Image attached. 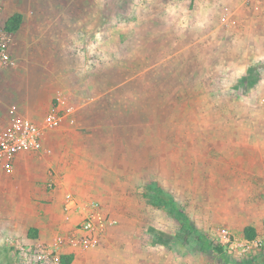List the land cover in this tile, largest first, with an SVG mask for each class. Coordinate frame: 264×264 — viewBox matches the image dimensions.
<instances>
[{"label":"rangeland","instance_id":"374dc122","mask_svg":"<svg viewBox=\"0 0 264 264\" xmlns=\"http://www.w3.org/2000/svg\"><path fill=\"white\" fill-rule=\"evenodd\" d=\"M84 8L86 36H73L68 46L66 36L26 35L21 41V34L11 32L15 63L0 73V101L7 108H22L9 94L17 98L24 89L26 71L39 73L31 65L41 56L49 86L40 101L54 104L58 86L73 92L82 77L86 98L113 92L92 112L109 129L108 150L124 156L115 168L132 172L121 180L132 190L122 198L129 208L109 211L116 223L107 238L73 256L71 264H247L262 256L235 258L217 236L228 230L243 238L246 228L257 226L256 235L264 233V0L74 3L78 16ZM3 173L0 264H40L36 256L46 237L31 241L26 233L33 236L29 225L41 212L21 189L24 176ZM37 178L48 189L49 176ZM151 181L171 194L195 234L144 197ZM197 234L207 247L197 245ZM63 255L72 254H61V264Z\"/></svg>","mask_w":264,"mask_h":264},{"label":"crops","instance_id":"0c3cea01","mask_svg":"<svg viewBox=\"0 0 264 264\" xmlns=\"http://www.w3.org/2000/svg\"><path fill=\"white\" fill-rule=\"evenodd\" d=\"M76 1L86 2V0H0V19L6 25V21L12 15L20 13L22 15L21 26L12 33L21 34V41L26 35L30 38L38 35L66 36L62 40L64 42L67 40L65 45L68 46L67 43L73 36H86V8L81 10L78 16L74 11ZM59 4H65V12L63 7L59 8ZM12 33L9 32L10 48ZM24 41L27 39L25 38ZM24 45L26 44L24 43ZM57 45L59 49L66 48L62 42H58ZM43 61L44 58L41 56L36 60V64L31 65L39 68V71L36 70L39 73L31 69L26 71L24 77L26 85H24V89H20L21 92L19 91L17 98L15 93L9 94V97L13 98L11 101L16 102L15 99H17V102L21 104L22 108L19 107L20 105H15L20 110H17L19 113L36 120H41L56 108L66 114L64 121L47 133L43 151L22 152L14 161L11 173L20 172L18 174L24 176L21 179V189L26 197H31L32 201L35 200L36 208L41 212V215L35 214L29 225L30 229H35L36 235L29 237L27 230L26 237L31 241L46 237L47 242L40 241V245H42L51 244L59 234L68 236L74 232L82 219V213L79 209H66V198L71 194L79 204L96 201L102 214L108 220L114 221L97 235L98 247L100 242L102 243L107 238L109 227L116 223L115 219L109 217V211L119 207L122 208L120 210L128 209V205L123 203L125 201L122 198L124 195L132 193L131 189H126L121 185V180L131 177L132 172L123 173L115 168V161L123 160L124 156H118L114 149L108 150L107 132L109 129L100 124L99 114L96 112L94 115L92 112L95 107L101 106L103 98L113 92L97 91L86 98V78L81 76L82 78L78 79L81 87L78 86L77 90L71 92L70 88L66 90L58 86L56 89L57 102L46 104L39 100V94L49 86L46 81L47 77H45L47 64ZM46 76H48V72ZM14 77H16V72L11 79ZM1 79L0 76V84ZM9 81L12 83L14 80ZM12 84L14 85V83ZM0 92H3L1 85ZM5 102L0 101V111L5 109L0 113H4V117L7 119L12 107L7 108V105L5 106L7 102ZM44 108L47 112L40 116L44 112ZM87 114L91 116L89 117ZM110 133V136L115 137L114 126L110 128ZM111 146L114 147L113 144ZM49 149L51 151L47 153L46 150ZM39 153L43 156H38ZM129 161L132 160L129 159ZM49 167L52 169V174L48 173ZM2 174L4 173L0 172V177ZM47 176L51 177L54 182L53 187H48L47 184L48 189L43 188L42 183L37 182V177H41L40 179L44 181ZM103 179L107 180L106 183L99 181ZM32 185L33 187L30 189L29 186ZM259 228L260 226L255 228L256 232L261 231ZM97 247L86 250L65 247L62 251L76 256L86 251L95 250Z\"/></svg>","mask_w":264,"mask_h":264},{"label":"built area","instance_id":"2783aa9c","mask_svg":"<svg viewBox=\"0 0 264 264\" xmlns=\"http://www.w3.org/2000/svg\"><path fill=\"white\" fill-rule=\"evenodd\" d=\"M228 19L230 16L223 18L224 21ZM13 63L9 52V32L0 19V72ZM11 113L12 115L4 122H0V172L6 173L13 171L14 161L20 153L43 151L47 133L59 126L66 117V114L57 108L47 113L41 120L22 115L17 111L16 106H12ZM50 151V149L46 150L47 153ZM47 184L48 187H53L54 182L51 177ZM66 209H79L82 219L70 235L59 234L51 244L39 246L36 259L40 264H61L60 255L64 253L62 250L65 247L82 250L97 247V235L106 229V226L114 223L102 214L96 201L79 204L78 200L69 194L66 198ZM217 237L219 245L235 258H244L250 254L255 256L264 254V233L254 238H239L228 230H220Z\"/></svg>","mask_w":264,"mask_h":264},{"label":"trees","instance_id":"16d2710c","mask_svg":"<svg viewBox=\"0 0 264 264\" xmlns=\"http://www.w3.org/2000/svg\"><path fill=\"white\" fill-rule=\"evenodd\" d=\"M22 23V15L20 13H15L12 15L7 21H6V30L8 32H14L17 31ZM144 197L149 200V202L157 207L167 210L170 214L176 216L179 220V222L182 225V228L186 230L188 235L190 233L195 234L197 231L193 230L194 228L191 225L190 220L176 207L175 201L173 200V197L170 193L166 192L161 188L158 184L155 182H149L144 187ZM34 233L31 234L34 237L36 235L35 229H33ZM195 232V233H194ZM197 240L196 243L198 246L207 247L205 241H202L200 238V235L197 234ZM256 236V229L253 227L246 228V237L247 238H254ZM181 235H178V238L181 239ZM191 238V237H190ZM217 250L221 251V248H217ZM63 264H71V261L73 259V255H63L61 257ZM264 262V256H260L255 260L249 261L247 264H260ZM229 264H236V263H229ZM240 264V263H238ZM244 264V263H243Z\"/></svg>","mask_w":264,"mask_h":264}]
</instances>
